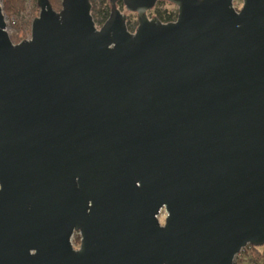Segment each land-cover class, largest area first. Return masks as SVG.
Here are the masks:
<instances>
[{
    "label": "water",
    "instance_id": "obj_1",
    "mask_svg": "<svg viewBox=\"0 0 264 264\" xmlns=\"http://www.w3.org/2000/svg\"><path fill=\"white\" fill-rule=\"evenodd\" d=\"M160 1L176 21L149 18ZM235 1L109 0L98 28L91 0H37L15 44L0 0V264L264 246V0Z\"/></svg>",
    "mask_w": 264,
    "mask_h": 264
},
{
    "label": "trees",
    "instance_id": "obj_2",
    "mask_svg": "<svg viewBox=\"0 0 264 264\" xmlns=\"http://www.w3.org/2000/svg\"><path fill=\"white\" fill-rule=\"evenodd\" d=\"M50 3L52 4L54 10L60 11L62 8V0H50ZM165 3V1H160L157 3L156 6L161 5ZM25 0H3V12L4 14L8 16H13L15 12H20L24 8ZM92 4V11L96 12L97 16L93 17L97 20L99 24H104L106 20L108 19L110 15V4L109 0H91ZM97 4H99L101 7L97 11ZM119 7L124 8L122 3L119 2ZM178 16V12H172L169 10H160L156 9L155 17H157L161 22L163 23H170L176 21ZM15 25L16 29V35L11 36V39L14 43H18L22 36L25 35V27L23 25L13 24ZM135 25L131 24V21L128 19V27L130 30L134 29ZM262 249V250H261ZM250 254V261L254 264H264V246L262 247H254L249 246L245 248L242 252ZM236 258L234 264H245L246 262V256L244 257Z\"/></svg>",
    "mask_w": 264,
    "mask_h": 264
},
{
    "label": "rangeland",
    "instance_id": "obj_3",
    "mask_svg": "<svg viewBox=\"0 0 264 264\" xmlns=\"http://www.w3.org/2000/svg\"><path fill=\"white\" fill-rule=\"evenodd\" d=\"M242 4H243V2L240 0H237L234 3L236 9H241ZM2 7H3V5H2ZM100 7L101 6L99 4H97V11L100 9ZM120 9L122 10L123 13L127 14L128 19L131 21V24L135 25L133 30L129 29L131 32H134L137 28V20H138L137 15L127 12L125 10V8L120 7ZM156 9H160V10H166L167 9V10L172 11V12H178L177 6L165 1V3L156 6L153 10L148 12L149 18H152V16L155 17ZM39 14H40V9L37 5V0H25L24 8L20 12H15L13 16H8V15L4 14L6 25H7V31L9 33L10 37L13 35H16L15 25H13L16 23L18 25H23L25 27V31H24L25 35L22 36L21 40L18 43H21L24 39L29 40L31 38L32 23H33L34 19L39 16ZM92 15H93V17L97 16L96 12H93V11H92ZM94 21H95L96 26L98 28H100L103 25V24H99L96 19H94ZM164 218H165V213L163 212L162 217H161L162 222H164ZM76 242H77V238L74 239V243H76ZM249 255L250 254H248V253H243V254L241 253L237 257L240 258V257L246 256L245 264H254L253 262L250 261Z\"/></svg>",
    "mask_w": 264,
    "mask_h": 264
},
{
    "label": "flooded vegetation",
    "instance_id": "obj_4",
    "mask_svg": "<svg viewBox=\"0 0 264 264\" xmlns=\"http://www.w3.org/2000/svg\"><path fill=\"white\" fill-rule=\"evenodd\" d=\"M77 238V242L74 243V239ZM82 233L80 231H76L73 233L72 237H71V243L74 247V249L79 250L81 248L82 245Z\"/></svg>",
    "mask_w": 264,
    "mask_h": 264
}]
</instances>
